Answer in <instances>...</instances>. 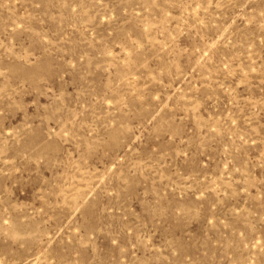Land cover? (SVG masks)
I'll list each match as a JSON object with an SVG mask.
<instances>
[{
  "label": "rangeland",
  "instance_id": "374dc122",
  "mask_svg": "<svg viewBox=\"0 0 264 264\" xmlns=\"http://www.w3.org/2000/svg\"><path fill=\"white\" fill-rule=\"evenodd\" d=\"M0 264H264V0H0Z\"/></svg>",
  "mask_w": 264,
  "mask_h": 264
}]
</instances>
